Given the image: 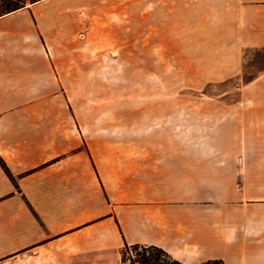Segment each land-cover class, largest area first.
<instances>
[{
	"label": "crops",
	"instance_id": "crops-1",
	"mask_svg": "<svg viewBox=\"0 0 264 264\" xmlns=\"http://www.w3.org/2000/svg\"><path fill=\"white\" fill-rule=\"evenodd\" d=\"M87 7L36 0L0 16V159L12 175L0 164V264H96L125 244L183 264H264V0L177 10L181 40L226 42L238 95L208 99L222 145L200 143L199 107L157 128L152 113L125 124L69 111L54 95L72 79L58 49L85 38Z\"/></svg>",
	"mask_w": 264,
	"mask_h": 264
},
{
	"label": "rangeland",
	"instance_id": "rangeland-1",
	"mask_svg": "<svg viewBox=\"0 0 264 264\" xmlns=\"http://www.w3.org/2000/svg\"><path fill=\"white\" fill-rule=\"evenodd\" d=\"M183 2L88 0L85 38L58 49L61 63L72 66V79L58 85L54 95L72 100L69 111L82 113L86 123L105 113L128 124V115L136 113L138 124H150L145 114L152 113L149 119L157 128L162 121L177 123V107H199L200 143L224 144L223 121L209 113L208 99L238 95L224 80L226 42L181 40L176 14ZM187 98L196 101L175 104ZM165 107L169 115L161 112ZM134 253L122 247L92 256L99 259L96 264H128Z\"/></svg>",
	"mask_w": 264,
	"mask_h": 264
},
{
	"label": "trees",
	"instance_id": "trees-1",
	"mask_svg": "<svg viewBox=\"0 0 264 264\" xmlns=\"http://www.w3.org/2000/svg\"><path fill=\"white\" fill-rule=\"evenodd\" d=\"M36 0H0V16L16 11L24 7L27 3L35 2ZM0 164L6 174L11 178L12 175L8 171L4 162L0 159ZM123 247H131L135 253L129 257L128 264H183L179 260L173 258L162 248L156 246H143L139 244L127 245ZM123 261V260H122ZM202 264H222L221 260H207Z\"/></svg>",
	"mask_w": 264,
	"mask_h": 264
}]
</instances>
